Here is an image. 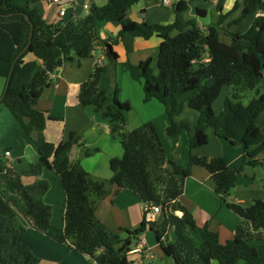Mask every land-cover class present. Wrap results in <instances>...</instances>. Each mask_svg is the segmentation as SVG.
Instances as JSON below:
<instances>
[{
    "label": "trees",
    "instance_id": "obj_1",
    "mask_svg": "<svg viewBox=\"0 0 264 264\" xmlns=\"http://www.w3.org/2000/svg\"><path fill=\"white\" fill-rule=\"evenodd\" d=\"M15 1L0 0V81L7 84L10 78L0 104L7 107L27 135L37 133L34 145L38 159L25 171L9 176L13 193L0 182V264L41 263L24 243L26 229L20 216L48 238L61 245L72 242L69 248L100 264H131L129 251L148 230L156 235L164 256L174 264H257L258 251L249 242L264 239V199L243 205L229 198L246 166L264 169V132L258 124L264 113V93H258L247 105L240 101L244 93L257 90L264 81V16H258L244 34H237L222 28L230 16L223 14V0L217 3L219 20L206 29L198 21L207 17L206 10L197 8L195 18H185L190 0H179L173 5L175 21L170 25L129 19L128 10L144 0H109L103 6L92 3L83 18L70 15L50 23L38 6L41 0H25V6H17ZM162 1L159 0L161 4ZM238 7L235 5L233 12ZM258 13H264V0H244L241 15L234 22ZM26 16L34 29L30 49L22 54L32 30ZM105 22H118L121 30L115 39L103 41L104 45L113 47L127 35L162 39L157 74L152 58L138 65L126 61L122 66L133 80L143 81L145 103L157 100L163 105L170 122L166 136L176 138L191 133L189 122L176 121L189 108L199 113L194 133L189 136L190 150L207 146L212 130L218 139L243 147L241 165L230 168L222 157L191 154L188 166L183 167L168 157L154 123L127 130L126 117L132 107L120 100L118 62L96 65L78 94L79 104L94 107L110 122L113 136L120 140L124 154L110 160L112 177L96 180L80 163L71 161L75 146L84 148L87 157L98 151L85 148L80 133H70L67 141L58 145L46 139L48 122L56 118L37 109V104L51 84V75L68 62L90 58L100 41L99 25ZM222 31L231 38L230 44L220 39ZM30 56L33 59L29 60ZM225 87L233 88L232 96L216 113L213 105ZM193 167L203 168L211 175L221 203L240 219L234 238L225 244L208 226L200 228L181 201ZM7 169L0 159V176ZM47 170L57 174L64 190V228L53 225V208L45 202L51 189V182L43 177ZM23 177L34 178L35 182L26 185ZM113 186L137 194L149 212L160 207L163 222L145 218L135 231H111L97 219L96 211ZM169 230L174 233V241L169 240ZM190 230L200 233V243L189 235Z\"/></svg>",
    "mask_w": 264,
    "mask_h": 264
},
{
    "label": "crops",
    "instance_id": "obj_2",
    "mask_svg": "<svg viewBox=\"0 0 264 264\" xmlns=\"http://www.w3.org/2000/svg\"><path fill=\"white\" fill-rule=\"evenodd\" d=\"M108 1L109 0H75L74 6L67 8L65 18L70 15H74V18H83L88 14V11L85 10V5L90 7L92 3H95L96 5L103 6L107 4ZM217 3L218 0H192L189 2V8L184 16L186 19H193L197 15V8L206 10L207 16L209 14L211 15V23L205 25L199 22V26L202 29H206L209 25L215 24L219 20L221 12L217 9ZM14 4L17 6H25L26 1L16 0ZM237 4L239 7L233 12ZM243 5L244 0H223V14H230V16L225 20L222 28L232 33L244 34L251 27L258 17L257 15L248 16L237 24L234 22L240 17ZM38 6L42 9L43 16L48 22L52 23L64 19L59 16V8L56 5L41 0ZM127 17L138 23L149 22L150 24L170 25L175 21V12L173 6H163L159 0H144L129 9ZM120 30L121 26L119 24L101 23L99 25L100 41H98V45L92 52V56L81 62L75 61L66 63L58 73L51 78L50 86L45 90L37 104V109L46 111L51 117L56 118L48 122L45 130L46 139L50 143L58 145L61 142L67 141L70 133L78 132L85 140V148L92 151L98 150L90 157L84 154L85 149L82 147L75 148L70 153L71 161L73 163H80L96 180H109L112 177L109 162L112 158H121L124 151L121 143L117 145L116 138L110 135V128H96V126H101L98 116H93L88 108L79 104L78 94L81 84L88 80L97 64V60L95 61L93 59L94 52L99 51L104 54L103 41L115 39ZM220 39L226 44L231 43V38L225 35L223 31L220 34ZM161 41L162 39L158 36L146 40L127 35L122 42L114 48V51L123 62L129 61L133 65H138L141 61L152 58L153 64L155 65L157 59H154V54L158 51L159 55L158 49ZM28 59L31 60L33 57L30 56ZM98 60L102 59L99 58ZM5 87L6 84L4 80L0 81V99L4 94ZM151 105L156 107L155 104ZM155 109H157L156 115L155 113L145 112L148 119L144 117V123H154L170 159H176L183 167H187L191 154L208 157L220 156L227 161L230 168L241 165L244 152L240 150H231L232 147L236 146L228 142V144H222L219 141L220 139L215 137L212 130L210 131L209 143L210 145L213 144L215 148H217V144L220 146V151L217 153L220 154L219 156L212 155L213 153L210 151L211 148H209V144V146H204L194 151L190 150L189 136L194 133V129H192L191 133H184L180 137L168 138L165 130L170 123L169 119L162 110L160 113V108L156 107ZM7 110L6 106L0 104V159L5 162L7 168L13 173L7 174L6 171V173L0 176V182L3 186L9 187L10 192L13 193L9 176L25 171L28 169L25 167L26 163H28L29 166L38 159V154L34 145L37 139V133L32 132L30 135H27L24 130H22L20 124L15 122L16 120L12 121V119L9 118ZM10 115H12L11 112ZM260 119L264 126V113L261 114L258 119V124L264 132V128L261 127ZM162 126L164 128H162ZM226 145H229L228 147L230 148H225ZM7 151L10 152L9 156H5ZM248 169H251V167H248ZM53 172L54 171L47 170L43 175L45 179L49 177L53 178L52 181L47 179L52 182V184L49 193L45 197V202L53 208L52 223L57 227L64 228L65 219L62 218V220L56 224L54 218L55 211L60 204L59 208L64 217L65 195L63 192L64 190L60 188L61 182L59 177L55 172V174H53ZM23 182L26 185H30L35 182V179L23 177ZM256 183L255 170L244 171L243 177H239L238 185L233 189V193H231L229 200L243 205H251L255 199H264V190L259 189L260 187ZM257 188L258 192L255 193ZM53 191H57L58 199L55 198ZM181 201L183 205L191 211L197 225L200 228L208 226L211 231L218 233L221 243L225 244L234 238L235 229L240 219L231 212L227 206L221 203L219 196L214 190V183L211 175L205 169L193 167L191 177L186 180L185 193ZM150 210L152 212V209ZM151 212L148 211V206L141 202L137 194L113 186L109 194L98 204L96 216L100 222L105 224L113 232H119L120 229L135 231L141 226L145 218L147 220H153L158 224L163 222L164 215L159 214L151 219L149 215ZM19 221L22 224L21 217H19ZM22 225L26 229L24 243L40 258V264H95L87 256L80 254L75 249L61 247L57 242L37 231L30 222H25V224ZM167 234L169 240L174 241L173 231L169 230ZM189 235L196 243H200V233L198 231L190 230ZM121 236L125 238L126 234L121 233ZM143 238L146 242V248L156 257L154 261H147L145 264H174L170 259L164 256L161 247L157 243L156 235L152 231L148 230ZM260 242L261 243L258 245L253 244L252 247L258 251L256 263L264 264V258L262 257L264 253V241ZM156 250L160 251L159 255L155 253ZM130 258L137 259L138 257L130 256ZM217 263L218 262H213V264ZM96 264L100 263L97 262ZM239 264L245 263L240 261Z\"/></svg>",
    "mask_w": 264,
    "mask_h": 264
},
{
    "label": "rangeland",
    "instance_id": "obj_3",
    "mask_svg": "<svg viewBox=\"0 0 264 264\" xmlns=\"http://www.w3.org/2000/svg\"><path fill=\"white\" fill-rule=\"evenodd\" d=\"M172 3H174L175 2V0H170ZM177 1V0H176ZM190 1H192V0H190ZM198 21L199 22H201L202 24L204 23L205 25H208V24H210L211 23V15L209 14L207 17H204V18H199L198 19ZM111 24H119L120 25V23H118V22H111ZM121 26V25H120ZM120 42H122V41H120ZM119 42V43H120ZM119 43H116V45H114L113 46V50H114V48L119 44ZM103 49H104V47H103ZM159 50V49H158ZM115 52V51H114ZM155 53V52H154ZM155 56H154V59L156 60L157 59V62H158V51H157V53L156 54H154ZM102 59L103 60V64L105 65H107L108 64V60H107V58H106V56H105V54H103V53H100L99 51H95L94 52V55H93V59L96 61V60H98V59ZM157 62H155V65L153 64L152 65V67H153V70H154V73L155 74H157V72H158V68H157ZM124 62H123V60H121V58L118 60V63L116 64V79H117V83H118V85H119V87H120V89H121V94H120V100L122 101V102H129L130 103V105H131V107H132V110H131V112H129L128 114H127V117H126V126H125V128L127 129V130H129V129H136V128H139V127H141L142 125H144V124H146V123H144V117L146 118V119H148V116H147V114H145V112H147V113H152V114H154L155 113V115L157 114V109H155L156 107H158V108H160V113H161V110L165 113V109H164V107H163V105L159 102V101H157V100H152V101H150V102H148V103H145L144 102V92H143V81H135V80H132L131 79V76H130V74H129V72L128 71H126L125 69H124V67L122 66V64H123ZM232 93H233V88L232 87H225L223 90H222V93H221V96L219 97V99L214 103V105H213V109L216 111V112H220L221 110H223V108H224V102H225V99L227 98V97H231L232 96ZM258 93H260V94H262V93H264V81H263V83L258 87V89L257 90H253V91H248V92H246V93H244L243 94V96H242V98L240 99V101L243 103V104H245V105H247L251 100H253L254 98H256V97H258ZM151 104H155L156 105V107L155 106H153V105H151ZM5 106V105H4ZM86 108H88L89 110H90V112H92V115L93 116H95L96 117V115L98 116V118H99V122H100V124H101V126L99 127V126H96V128H104V127H107V128H110V135H112L113 136V134H112V131H111V125H110V122L108 121V120H106L105 118H103L102 117V115L101 114H99V113H97L96 111H95V109H94V107H92V106H89V107H86ZM7 114H8V116H9V118H11L12 119V121H15L16 120V118L15 117H13L12 115H10V111L9 110H7ZM158 112H159V109H158ZM166 114V113H165ZM198 119H199V113L198 112H196V111H194V110H191V109H189V108H186L185 109V111H184V113L180 116V117H177L176 118V121L178 122V121H181V120H185V121H187V122H189L190 123V127H191V129H194L195 128V126L197 125V122H198ZM147 121V120H146ZM15 122H17L18 123V121L16 120ZM144 123V124H143ZM260 123H261V119H260ZM19 124V123H18ZM261 127L262 128H264V126H263V123H261ZM162 128H164L163 126H162ZM23 130V129H22ZM114 138H116V140H117V145L118 144H120V142H119V138L117 137V136H113ZM222 144H228L226 141H224V140H219ZM82 143H84L85 144V146H86V143H85V140H84V138H83V136H82V141H81ZM230 144V143H229ZM209 145H210V143H209ZM209 145H207V146H209ZM120 146V145H119ZM229 145H226V147L225 148H230V147H228ZM80 146L78 145V146H75V147H73L72 148V150L73 149H75V148H79ZM209 148H211V153H213L212 155H217V156H219L220 154H217V153H219V151H220V146L217 144V148H215L214 147V145L213 144H211L210 145V147ZM215 149H217V150H215ZM231 150H233V151H235V150H240L241 152H243V147L242 146H236V147H232V149ZM215 151H217V152H215ZM214 153H216V154H214ZM228 155V154H227ZM101 156V155H100ZM220 157V156H219ZM101 158V157H100ZM98 165H99V163H98ZM25 167H29L28 166V163H26L25 164ZM248 167L249 166H246L245 168H244V170H243V172L245 171L246 172V170H255V178H256V180H257V183L256 184H258V186L260 187L259 189H261V190H264V169L263 168H261V167H257V168H253V167H251V169H248ZM243 172L240 174V176H242L243 177ZM53 174H55L54 172H53ZM47 179H50L51 181H52V177H49V178H47ZM51 184H52V182H51ZM60 188H61V190H63V188H62V185L60 184ZM54 192V196H55V198L56 199H58V193H57V191H53ZM64 192V191H63ZM258 192V188L256 189V191H255V193H257ZM231 193H233V190H232V192ZM60 196H61V194H60ZM61 205V204H60ZM60 205H58V208H57V210L55 211V222H56V224L59 222V221H61L62 220V218H64L63 217V215H62V213H61V209L59 208V206ZM247 205H250V204H247ZM231 211V210H230ZM232 212V211H231ZM237 216V215H236ZM21 217V222H22V224H25V222H30L27 218H25V217H23V216H20ZM238 217V216H237ZM54 225V224H53ZM238 225V224H237ZM47 237V236H46ZM50 239V238H49ZM52 240V239H51ZM260 241H264V239H262V240H258V239H252L250 242H249V244L252 246L253 244H260L261 242ZM58 245H60L61 247H67L68 249H69V245H71L72 244V242H69V243H67L66 245H61V244H59V243H57ZM157 255H159L160 254V251H158V250H156V252H155ZM160 257V256H159ZM262 257L264 258V253H263V255H262ZM130 261L132 262V261H134V259L133 258H130ZM161 261V260H160ZM218 264V263H217ZM258 264V263H257Z\"/></svg>",
    "mask_w": 264,
    "mask_h": 264
},
{
    "label": "built area",
    "instance_id": "obj_4",
    "mask_svg": "<svg viewBox=\"0 0 264 264\" xmlns=\"http://www.w3.org/2000/svg\"><path fill=\"white\" fill-rule=\"evenodd\" d=\"M51 4L56 5L59 8V16L61 18H65L67 14V8L70 6H74L75 0H45ZM179 0H175L174 3H172L170 0H163L162 5L163 6H173L176 4ZM85 10L89 11V6L85 5ZM257 16H264V13H258ZM105 54V52H104ZM98 66H103V61L102 60H97ZM55 74L51 75V78H53ZM10 152L7 151L5 153V156H9ZM152 212L149 214L150 218L152 219L154 216H157L161 214V208L160 207H153L151 208ZM179 217L183 216L182 212H177L176 213ZM148 221H153V220H148ZM129 256H137V259H134V261L130 262L131 264H145L147 261H154L156 257L149 252V250L146 248V242L144 238L141 239V241L134 247L132 248L129 253ZM95 264L97 263L96 261L94 262Z\"/></svg>",
    "mask_w": 264,
    "mask_h": 264
},
{
    "label": "water",
    "instance_id": "obj_5",
    "mask_svg": "<svg viewBox=\"0 0 264 264\" xmlns=\"http://www.w3.org/2000/svg\"><path fill=\"white\" fill-rule=\"evenodd\" d=\"M26 19H27V21L31 24V26H32V30H31V35H30L29 43H28V45L26 46V48L24 49V51L22 52V54H24L25 52H27V51L30 49L31 41H32V36H33V29H34L33 24H32L31 21H30L29 16H26ZM104 47H105V56H106L107 60H108L109 62H112V63H117L118 60H117V58L115 57V53H114L113 47H112L111 45H109V44H108V45H104ZM9 80H10V78H9ZM9 80H8V82H7V84H6L5 90H6L7 87H8ZM12 173H13V172H12L10 169L7 170V174H12ZM171 262H172V261H171Z\"/></svg>",
    "mask_w": 264,
    "mask_h": 264
}]
</instances>
